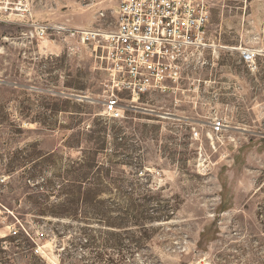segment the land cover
I'll return each instance as SVG.
<instances>
[{
  "label": "rangeland",
  "instance_id": "rangeland-1",
  "mask_svg": "<svg viewBox=\"0 0 264 264\" xmlns=\"http://www.w3.org/2000/svg\"><path fill=\"white\" fill-rule=\"evenodd\" d=\"M23 2L0 15V264H264V57L235 50L264 48V0H213L182 91L121 119L102 48L54 29H113L119 0Z\"/></svg>",
  "mask_w": 264,
  "mask_h": 264
},
{
  "label": "built area",
  "instance_id": "built-area-1",
  "mask_svg": "<svg viewBox=\"0 0 264 264\" xmlns=\"http://www.w3.org/2000/svg\"><path fill=\"white\" fill-rule=\"evenodd\" d=\"M23 1L0 0V15L10 16L13 9L25 11ZM212 4L213 0H119L113 29L66 25H56L54 29L102 48L107 71L103 113L111 119H121L128 111L141 108L136 102L143 96L155 92L176 96L182 91L185 65L196 53L211 46L207 28ZM32 26L40 37L49 28L40 23ZM235 50L250 71L258 69L264 48L238 46ZM210 128L217 136L226 125L215 118ZM198 136L195 130L194 137ZM20 226L26 231L22 223ZM18 231L13 227L9 234L16 236ZM34 252L40 253V247Z\"/></svg>",
  "mask_w": 264,
  "mask_h": 264
},
{
  "label": "water",
  "instance_id": "water-1",
  "mask_svg": "<svg viewBox=\"0 0 264 264\" xmlns=\"http://www.w3.org/2000/svg\"><path fill=\"white\" fill-rule=\"evenodd\" d=\"M83 98H87V97L83 96Z\"/></svg>",
  "mask_w": 264,
  "mask_h": 264
}]
</instances>
